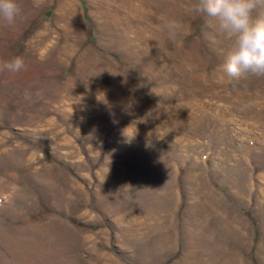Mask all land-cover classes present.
I'll return each instance as SVG.
<instances>
[{"label": "rangeland", "instance_id": "rangeland-1", "mask_svg": "<svg viewBox=\"0 0 264 264\" xmlns=\"http://www.w3.org/2000/svg\"><path fill=\"white\" fill-rule=\"evenodd\" d=\"M21 2L0 264H264V77L223 76L197 0Z\"/></svg>", "mask_w": 264, "mask_h": 264}, {"label": "clouds", "instance_id": "clouds-1", "mask_svg": "<svg viewBox=\"0 0 264 264\" xmlns=\"http://www.w3.org/2000/svg\"><path fill=\"white\" fill-rule=\"evenodd\" d=\"M264 0H197L193 11L206 18V26L217 36L229 42L222 53L220 71L231 82L248 76L264 77V12H257ZM30 7H39L31 0ZM26 8L21 0H0V20L15 28L25 17ZM169 39H174L179 25H167ZM22 55L0 62V73L10 77L27 72Z\"/></svg>", "mask_w": 264, "mask_h": 264}]
</instances>
